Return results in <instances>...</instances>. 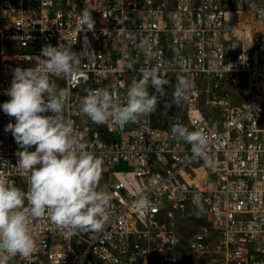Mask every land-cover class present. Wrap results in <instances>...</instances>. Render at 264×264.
Masks as SVG:
<instances>
[{
	"label": "built area",
	"instance_id": "2783aa9c",
	"mask_svg": "<svg viewBox=\"0 0 264 264\" xmlns=\"http://www.w3.org/2000/svg\"><path fill=\"white\" fill-rule=\"evenodd\" d=\"M95 21L84 31L78 17ZM264 0H0V105L10 97L13 70L37 66L43 46L63 44L89 52L70 79L64 116L76 135L102 155L101 188L111 195L108 220L99 232L57 229L46 217L30 226L37 251L10 264H179L174 250L176 217L199 194L215 233L217 264H264ZM147 38L154 56L141 47ZM135 60L136 70L127 64ZM158 67L176 86L177 73L191 81L180 115L151 121V114L119 128L95 124L79 111L88 91L115 89L118 103L138 78V69ZM231 88L241 101L231 103ZM153 91L152 89H149ZM219 111L209 122L202 107ZM51 115V113H48ZM15 123L0 107V174L26 190L15 166L21 151ZM209 138L206 166L191 146L171 132L174 124ZM34 150V148L30 149ZM208 226L203 227L206 235ZM203 238L194 242L203 251Z\"/></svg>",
	"mask_w": 264,
	"mask_h": 264
},
{
	"label": "clouds",
	"instance_id": "9594fccd",
	"mask_svg": "<svg viewBox=\"0 0 264 264\" xmlns=\"http://www.w3.org/2000/svg\"><path fill=\"white\" fill-rule=\"evenodd\" d=\"M78 19L85 32L94 30L95 21L87 10ZM87 45V37L81 52L63 44H47L37 66L13 70L6 91L10 99L0 107L15 118L5 131L11 132L22 149L16 153L15 166L27 187L24 190L0 174V264H10L17 256L29 259L36 253L37 241L30 226L37 219L46 217L57 229L73 233L99 232L107 223L111 195L106 186H100L103 157L76 135L74 122L64 116L70 89L60 88L52 79L74 76L89 52ZM141 47L151 60L154 53L147 38L141 41ZM134 65L132 60L127 68L136 70ZM138 73L122 102H117L119 93L115 89L90 90L81 97L79 111L95 124L111 123L119 128L155 112L160 97L166 95L164 86L168 82L161 78L158 67L138 69ZM190 88V79L177 73L174 102L187 100ZM171 132L191 146L193 157L204 159L206 166L214 165L206 154L209 138L204 133L190 131L179 123ZM192 202L201 207L199 194L193 195Z\"/></svg>",
	"mask_w": 264,
	"mask_h": 264
},
{
	"label": "rangeland",
	"instance_id": "374dc122",
	"mask_svg": "<svg viewBox=\"0 0 264 264\" xmlns=\"http://www.w3.org/2000/svg\"><path fill=\"white\" fill-rule=\"evenodd\" d=\"M60 87V86H59ZM166 95L160 97V103L157 110L151 113V121L154 125H159L163 120L180 115L182 112L180 104L173 100L175 86L168 85L165 88ZM237 88H231V103L235 104L241 101V96L237 93ZM171 107H165V105ZM202 107L204 108L205 117L209 122H219V111L210 109L204 103V94H202ZM208 226V218L202 207L197 206L187 207L175 219L174 228L178 237V244L174 250V255L181 264H217L220 260V254L217 249L216 236L213 230L209 227L206 235L203 232V227ZM203 238L204 250L196 251L194 242ZM90 264H103L100 260L93 256L89 257Z\"/></svg>",
	"mask_w": 264,
	"mask_h": 264
},
{
	"label": "bare ground",
	"instance_id": "6f19581e",
	"mask_svg": "<svg viewBox=\"0 0 264 264\" xmlns=\"http://www.w3.org/2000/svg\"><path fill=\"white\" fill-rule=\"evenodd\" d=\"M179 264H181L180 261H179Z\"/></svg>",
	"mask_w": 264,
	"mask_h": 264
}]
</instances>
